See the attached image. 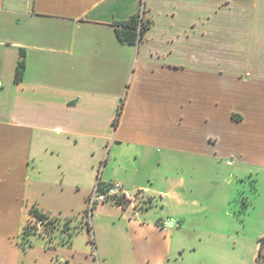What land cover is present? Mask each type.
<instances>
[{
	"label": "crops",
	"instance_id": "0c3cea01",
	"mask_svg": "<svg viewBox=\"0 0 264 264\" xmlns=\"http://www.w3.org/2000/svg\"><path fill=\"white\" fill-rule=\"evenodd\" d=\"M140 12L143 38L121 42L115 24ZM217 158L264 169V0H0V247L9 221L18 247L31 207L84 212L100 169L151 204L97 205L129 235L96 258L170 264V234L200 208L184 190Z\"/></svg>",
	"mask_w": 264,
	"mask_h": 264
},
{
	"label": "rangeland",
	"instance_id": "374dc122",
	"mask_svg": "<svg viewBox=\"0 0 264 264\" xmlns=\"http://www.w3.org/2000/svg\"><path fill=\"white\" fill-rule=\"evenodd\" d=\"M49 151H46L45 163L52 162L55 166ZM215 160L208 169L194 170V189L184 190L193 194L200 208L194 214L181 217L180 226L170 234L172 248L181 247L170 264H256L253 256L255 245L260 237H264V169L234 170L218 163V158ZM60 171L58 168L54 172L45 170V176L53 178L58 172L59 177H64ZM236 171L244 173L241 179H236ZM189 172L184 170L185 174ZM230 172L233 174L231 179ZM65 177L70 178L67 174ZM150 201L151 198L143 193L135 195L131 204L143 208L148 207ZM94 208L86 216H83V211L67 217L52 216L56 218L53 238L45 231L44 224L38 225L34 233H23L25 225L34 218L28 210L23 218L18 247L15 246L16 239L11 236L16 233L15 221L7 222L6 231L10 236L1 244L0 264H101L96 258L94 244L108 241L126 243L129 234L124 225L114 226L105 216L116 215L114 211L95 212ZM153 209L147 214H151ZM93 213L98 215L91 217ZM66 221L69 229L64 227ZM87 223L92 225L91 231H88ZM71 253L77 256L74 261L78 260L66 263L63 259H71ZM262 254L264 260V249Z\"/></svg>",
	"mask_w": 264,
	"mask_h": 264
},
{
	"label": "trees",
	"instance_id": "16d2710c",
	"mask_svg": "<svg viewBox=\"0 0 264 264\" xmlns=\"http://www.w3.org/2000/svg\"><path fill=\"white\" fill-rule=\"evenodd\" d=\"M150 25V20H146L144 19L143 14L140 12L136 15L131 16L130 18L126 19V20H122L119 21L115 24V33L117 38L121 41V42H127L130 44H137L144 36L145 31L147 30V28ZM21 54L23 55L24 52L21 51ZM24 70V60L21 59L17 65V69H16V74H15V78L16 80H19L21 78V75L23 73ZM124 105V100L121 99L120 104L118 106V110H117V114L113 120V126H116L119 122V117L122 111ZM121 206H125L127 205V203L125 201L120 202ZM29 213L32 214L33 216H35L38 220H41L44 223L45 226V231L50 235L49 237L53 238L52 236V232L53 229L56 228V218H51V215L48 214H44L42 212H40L37 208L35 207H31L29 210ZM92 213V211H91ZM88 215V211L87 209L84 210L83 216ZM53 224L52 227H50L51 229H48V227ZM58 224H61L58 222ZM49 225V226H48ZM64 227L69 229V225H68V221L64 222ZM91 225L90 223H87V229L88 231H91ZM63 230V229H62ZM35 230H31L30 226H25L24 227V234H31L34 233ZM70 235V239H71ZM50 238V239H51ZM70 242V241H69ZM259 250H258V255H257V264H264V260L263 258V249H264V237H260L259 238ZM24 244V242L22 243V245Z\"/></svg>",
	"mask_w": 264,
	"mask_h": 264
},
{
	"label": "built area",
	"instance_id": "2783aa9c",
	"mask_svg": "<svg viewBox=\"0 0 264 264\" xmlns=\"http://www.w3.org/2000/svg\"><path fill=\"white\" fill-rule=\"evenodd\" d=\"M144 189L135 188L131 189L125 186L123 183L119 181H109L104 182L100 178V169L97 172V180L94 188L90 191V193L86 197V209L88 214H91L94 206L96 204H117L120 205V202H132L134 200L135 195L143 194ZM32 222V223H30ZM25 226H30L33 230H36L37 226L40 224H44L41 220H38L35 216L30 220Z\"/></svg>",
	"mask_w": 264,
	"mask_h": 264
}]
</instances>
